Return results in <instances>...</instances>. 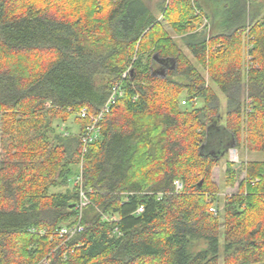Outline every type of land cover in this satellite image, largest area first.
I'll return each mask as SVG.
<instances>
[{"label":"trees","instance_id":"trees-1","mask_svg":"<svg viewBox=\"0 0 264 264\" xmlns=\"http://www.w3.org/2000/svg\"><path fill=\"white\" fill-rule=\"evenodd\" d=\"M231 142L264 151V0H0V264H264V161L222 207L212 180Z\"/></svg>","mask_w":264,"mask_h":264},{"label":"built area","instance_id":"built-area-1","mask_svg":"<svg viewBox=\"0 0 264 264\" xmlns=\"http://www.w3.org/2000/svg\"><path fill=\"white\" fill-rule=\"evenodd\" d=\"M247 59L249 60L250 57L248 56ZM121 93L122 92L119 88V85L118 84L114 85L110 95L108 96V98L106 100V102L101 106V108L97 111L96 114L89 116L90 123L86 126L85 134L82 138V141L84 142V144H86L88 141H90L91 139H93L96 136V134L98 132V128L96 126L97 123L109 112L111 104H113L116 101V94L120 95ZM182 104H184L183 101H182ZM79 115L81 117H86V116H88V113L85 109H81V111L79 112ZM84 150H85V148H83V151ZM232 151H234V150H231L230 154L233 155L234 152H232ZM174 183L176 185V189L181 188V183L179 181H175ZM75 184H78V190H79V199H78V203L76 205V209L78 210L77 220L72 225L62 226L59 230H57L56 232L59 234V236L71 237V236H73L77 233H80L84 230V226L81 224L82 210L84 207L88 206L91 203V201L89 199V195H88L91 192V190L85 189V187L82 185L80 175L77 177V180H75ZM209 209L214 214L217 213L216 207L210 206ZM140 211H142L141 207H139L137 209V212H140ZM29 231L33 234L38 233V234L43 235L46 233V230L42 229V228H40V229L30 228Z\"/></svg>","mask_w":264,"mask_h":264},{"label":"rangeland","instance_id":"rangeland-1","mask_svg":"<svg viewBox=\"0 0 264 264\" xmlns=\"http://www.w3.org/2000/svg\"><path fill=\"white\" fill-rule=\"evenodd\" d=\"M203 20H205V19H203ZM202 25H204V22H202ZM184 52H186L189 55V57L193 60L191 55L186 50ZM198 69H199V71H201V73H203V75L207 79V76L202 71V68L200 66H198ZM219 96H220V98L222 100V96L220 94H219ZM222 103L224 104V101H222ZM64 128H68L71 132H77L78 129H79V126L73 120V117H70L65 123L59 124V130H63ZM220 137L223 138L218 132H212L208 136L207 146H209L212 143H215V145L218 146V144H219L218 142L220 141ZM231 148L232 147H230L227 150V156L221 160L219 167L215 168L213 170V179L212 180L216 183V185L219 188L218 189V197H219L220 207H222V201H223L224 195L226 196V195L235 193L237 191V184L244 177V174L240 170V162L242 160L264 161V151H257V152L247 153V152H245V150H242L241 148L238 149V150L231 149ZM231 150H234V151H232V152L235 153V154L233 153L234 156L232 154H230ZM0 158H1V155H0ZM228 160L233 162V164H234L233 167H234V170L236 172V183H235V185L233 187H229V186L226 185L225 170H226V163L228 162ZM219 263L222 264V259H221V261H219Z\"/></svg>","mask_w":264,"mask_h":264},{"label":"water","instance_id":"water-1","mask_svg":"<svg viewBox=\"0 0 264 264\" xmlns=\"http://www.w3.org/2000/svg\"><path fill=\"white\" fill-rule=\"evenodd\" d=\"M228 146H230V147L234 148V144H233L232 142H231V143H229V144H228ZM198 184H199V185H201V184H202V180H200Z\"/></svg>","mask_w":264,"mask_h":264},{"label":"bare ground","instance_id":"bare-ground-1","mask_svg":"<svg viewBox=\"0 0 264 264\" xmlns=\"http://www.w3.org/2000/svg\"><path fill=\"white\" fill-rule=\"evenodd\" d=\"M234 156V155H233ZM219 204V203H218Z\"/></svg>","mask_w":264,"mask_h":264},{"label":"crops","instance_id":"crops-1","mask_svg":"<svg viewBox=\"0 0 264 264\" xmlns=\"http://www.w3.org/2000/svg\"><path fill=\"white\" fill-rule=\"evenodd\" d=\"M244 161V160H243Z\"/></svg>","mask_w":264,"mask_h":264}]
</instances>
